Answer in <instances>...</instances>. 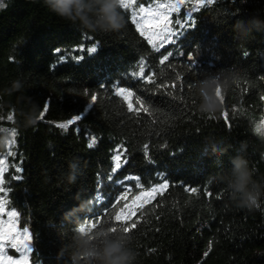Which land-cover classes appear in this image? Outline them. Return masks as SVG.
I'll list each match as a JSON object with an SVG mask.
<instances>
[{
  "label": "trees",
  "instance_id": "obj_1",
  "mask_svg": "<svg viewBox=\"0 0 264 264\" xmlns=\"http://www.w3.org/2000/svg\"><path fill=\"white\" fill-rule=\"evenodd\" d=\"M86 3L71 16L50 0L0 7V144L10 127L22 168L3 183L30 230V260L97 264L89 249L128 233L134 264H264V135L253 122L264 114V0H209L161 48L121 2L116 31L98 22L99 0ZM209 81L214 112L201 109ZM237 158L251 203L232 187Z\"/></svg>",
  "mask_w": 264,
  "mask_h": 264
},
{
  "label": "rangeland",
  "instance_id": "obj_2",
  "mask_svg": "<svg viewBox=\"0 0 264 264\" xmlns=\"http://www.w3.org/2000/svg\"><path fill=\"white\" fill-rule=\"evenodd\" d=\"M6 0H0V7L4 5ZM120 2L129 8L131 15L141 31L143 28V34L148 38L151 36L152 42H157L162 45L163 37L167 33L165 24L167 22V29H176L178 25L177 20H183L186 17L190 19V12L195 7H201L209 2V0H120ZM178 7H175L177 6ZM175 8V10H174ZM182 8L183 12L182 13ZM182 13V15L180 14ZM190 21V20H189ZM76 121V120H75ZM68 122V121H67ZM67 122H64L66 124ZM255 130L264 135V114L253 119ZM71 123V122H69ZM62 124V123H61ZM3 128V144H0V167L4 169L2 176L4 182V176L9 171L17 172L18 166L14 161L15 155V141L14 133L10 127L5 126ZM0 200L4 202L3 208L0 209V232L6 231L9 227L12 228L13 233L16 235V239L21 240V234L24 233V229L19 220L18 213L16 216H11L10 213L15 211L10 208L7 203V190L4 183L0 184ZM145 198H149L146 194ZM30 243V242H29ZM31 248V245H30ZM0 256L7 259L12 257L15 260H27V264H36L30 260V255L23 252V249L17 250L12 248L10 244H7L3 253Z\"/></svg>",
  "mask_w": 264,
  "mask_h": 264
},
{
  "label": "clouds",
  "instance_id": "obj_3",
  "mask_svg": "<svg viewBox=\"0 0 264 264\" xmlns=\"http://www.w3.org/2000/svg\"><path fill=\"white\" fill-rule=\"evenodd\" d=\"M99 2L101 4L98 21L100 25L107 30H119L123 26L122 17L118 11L120 0H99ZM50 3L53 10L62 16H71L73 10L81 12L82 9L88 6L86 0H50ZM202 95L204 96V102L201 109L208 112L216 111L219 100L215 95V82L209 81L206 91ZM30 123L34 125L36 119L33 118ZM233 164L234 179L232 180V187L235 192L243 194L244 203H251L252 195L248 192L251 175L246 169V162L242 158H237L233 161ZM71 178L74 180L75 176ZM128 243V233L107 237L99 248H90L89 255L96 258L97 264H134L136 254L128 246Z\"/></svg>",
  "mask_w": 264,
  "mask_h": 264
},
{
  "label": "snow or ice",
  "instance_id": "obj_4",
  "mask_svg": "<svg viewBox=\"0 0 264 264\" xmlns=\"http://www.w3.org/2000/svg\"><path fill=\"white\" fill-rule=\"evenodd\" d=\"M175 7H178V5L175 6ZM174 10H175V8H174ZM199 10L200 9L197 7V8H195L193 10V12H191L193 14V17H192L193 21L195 19L194 13L196 11H199ZM186 17H187V14H186ZM186 17L183 20H177L176 21V24L178 25V28L175 29V30L167 29V23H170V22H167L165 24V28L167 30V33L163 37L162 46H166L168 44H173L174 45V43H175V34L178 33L182 27H190V26H192V22H190ZM134 19H135V17H134ZM141 33L143 34V28L142 27H141ZM148 39H149V42H152L151 36H149ZM96 45L97 44H94L92 47H87V48H85L84 46L81 45V46H77V49L76 50L77 51H80L83 48L87 52H94L95 49H96ZM153 47H155L154 44H153ZM56 51L59 52L60 49H56ZM180 54L183 55L182 52ZM172 55H173V53L169 52L168 55L164 57V59L167 60L168 57L169 56H172ZM60 59H64V57H61ZM75 59L79 60V59H81V57L79 55H77V56H75ZM143 71H144V69L141 68V74L143 73ZM133 75L135 76L136 74L134 73ZM149 82H150V79H149ZM125 91H126V89L119 88L118 89V94L119 95H122L124 97V99L128 102L127 107L129 109H133V102H132L131 97L134 95V93L128 92V94L125 95ZM84 95L85 96H88L89 93L88 92H85ZM93 97L95 98V102H96L98 100V96L97 95H91L90 102H92V103L95 104V102H93ZM45 103H46V110L44 111V116L47 113L48 109L50 108V101L45 102ZM141 103H143L142 100H141ZM76 119L77 118H75V117H71L66 124H64V123L59 124V127L62 128V129H65V128H67L70 125L69 122L75 123V120ZM96 143H98V140H97V138L95 136H93L92 139H91V141L89 142L88 146L89 147L94 146ZM144 148L146 150V154L147 155H150V153L147 152V150L149 149V145H147V144L144 145ZM116 158L117 157H113V159H116ZM118 159H119V157H118ZM121 167H122V165L120 163H116V165L112 169V171L113 172H117ZM17 171H22V168H18ZM3 174H4V169L2 167H0V184L3 183V179H2ZM17 178H19V177H16V179ZM109 178H111V177H109ZM168 186H169L168 185V182L165 181L164 184L159 185V188H167ZM191 190L193 192L196 191L195 188H192ZM0 191H2V189H0ZM156 191H157V189L154 188L152 190V192L148 193L147 195L148 196H152V195H154L156 193ZM121 199H123V197H121ZM137 199H139V197H137ZM3 204H4V202L2 200H0V209L3 208ZM10 215L11 216H16L17 213H16V211H12L10 213ZM122 215H123V213L120 214L121 217H122ZM131 215H132V212L129 211L128 212V216H131ZM124 219H127V217H124ZM120 220L121 219H117L116 221H120ZM134 226L135 225H133V227ZM126 228H128V227H126ZM128 230L130 232V229L129 228H128ZM21 236H22V239L21 240L16 239V235H15V233H13L11 227H9L6 231L0 232V253H3L4 250H5L6 245L7 244H10L12 248L17 249L18 251L21 250V249H23V252L24 253L30 255V253L32 251L31 248H30V243H29L30 242V239H31L30 230L29 229H24V233L21 234ZM205 255L207 256L208 253H205ZM0 264H27V260L26 259L25 260H15L12 257H7V259L4 260V258L2 256H0Z\"/></svg>",
  "mask_w": 264,
  "mask_h": 264
}]
</instances>
